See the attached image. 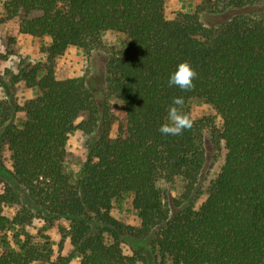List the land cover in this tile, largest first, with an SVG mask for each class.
Masks as SVG:
<instances>
[{"label": "trees", "instance_id": "16d2710c", "mask_svg": "<svg viewBox=\"0 0 264 264\" xmlns=\"http://www.w3.org/2000/svg\"><path fill=\"white\" fill-rule=\"evenodd\" d=\"M3 7L21 33L47 43L45 60L16 76L39 92L22 108L25 119L14 121L16 109L0 102L12 166H0V264H264V0H200L174 18L165 0H3ZM110 31L125 37L107 65L118 117L98 105L85 76L59 79L54 68L69 47L103 48ZM181 61L197 72L187 92L168 85ZM174 97H183L184 113L195 100L209 104L220 125L194 120L182 135H162ZM207 126L224 161L196 206L205 192ZM76 130L94 138L71 174L67 144ZM177 178L184 189L173 196L168 184ZM126 196L136 224L112 215ZM38 218L68 222V255L54 258L49 237L35 239L27 228Z\"/></svg>", "mask_w": 264, "mask_h": 264}, {"label": "rangeland", "instance_id": "374dc122", "mask_svg": "<svg viewBox=\"0 0 264 264\" xmlns=\"http://www.w3.org/2000/svg\"><path fill=\"white\" fill-rule=\"evenodd\" d=\"M166 15L174 18L179 11H196L200 0H165ZM203 21H208L207 13L200 14ZM216 19V18H215ZM125 37L116 32H107L104 36V46L90 52H85L77 47H69L66 52L55 60L54 68L59 79L85 76L90 86L94 89L96 101L99 106H106L111 114L118 117L121 113L122 103L119 99L108 94L107 91V65L114 51L119 49ZM46 40H40L31 35L19 31V18L5 19L3 0H0V102L7 108L12 106L16 109V120L25 119L22 108L32 98L38 95V90L28 87L24 81H16V76L30 64L45 60L42 44ZM18 109V110H17ZM192 121L212 119L217 126L220 125V117L216 110L202 100H195L188 106L186 113ZM83 115L81 119L86 118ZM117 122L113 125L111 135L115 137ZM210 126L206 127L205 139L208 150L207 173L202 180L204 194L196 202L199 206L207 197V191L212 179H214L224 161V150L218 149L212 143ZM3 127H0V166L11 168V152L2 138ZM94 135H87L76 130L70 135L67 144V170L76 174L83 166L88 145L92 142ZM223 145V144H222ZM184 189V182L177 178L168 184V191L173 196H178ZM3 185L0 183V192ZM6 213L11 216L12 208H6ZM112 215L126 224H136L137 218L133 211L131 197L126 196L114 203ZM68 222L64 219H55L48 223L42 219H35L28 226L36 240H45L46 236L54 250L53 257L59 254L68 255L72 251V245L67 237ZM62 246V247H61ZM125 251L129 252L125 247ZM34 264H44L36 262ZM72 264H79V258H75Z\"/></svg>", "mask_w": 264, "mask_h": 264}, {"label": "clouds", "instance_id": "9594fccd", "mask_svg": "<svg viewBox=\"0 0 264 264\" xmlns=\"http://www.w3.org/2000/svg\"><path fill=\"white\" fill-rule=\"evenodd\" d=\"M197 78V72L190 62L181 61L177 64L174 71L169 75V87H178L180 90L187 92L192 90L194 80ZM184 104L183 97H174L168 106L165 121L160 125L158 131L165 136L182 135L185 130L191 129L193 121L182 111Z\"/></svg>", "mask_w": 264, "mask_h": 264}]
</instances>
